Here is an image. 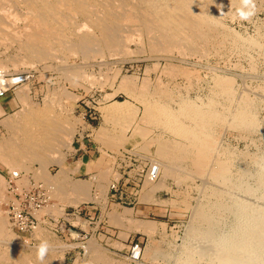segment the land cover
Instances as JSON below:
<instances>
[{
	"label": "rangeland",
	"instance_id": "obj_1",
	"mask_svg": "<svg viewBox=\"0 0 264 264\" xmlns=\"http://www.w3.org/2000/svg\"><path fill=\"white\" fill-rule=\"evenodd\" d=\"M211 1L221 9L225 7L223 13H221L222 10L215 9L217 13L219 10L221 11L218 15L221 14L222 17L215 15L217 14L215 11L213 13L216 17L215 20L220 21V25L216 24L217 30L214 29L215 32L210 33L208 38L204 37L207 41L204 38L197 40L194 48L188 45L189 48H185L186 44H182L183 48L179 49L178 45L177 49L179 50L173 48V54L171 49L172 47L176 48L177 45L171 46L168 52H166L167 48L165 50L159 48L160 52L157 48L156 51V48L152 46V40L148 41L144 38L148 37L149 39L152 36L151 33L140 30L141 34L138 29L133 30L135 36L133 31L130 32L129 41L131 42L127 45L129 51L127 47L125 48L128 52L123 49V51L121 50L123 53L118 54V51L110 52V50L101 48L96 51L95 56L94 52L93 55L90 54L94 57H90V55L86 57L87 55L81 53L80 50L74 49L73 55L58 52L53 57L39 59L40 61L35 60L30 64H17L15 68V65H11V61L7 60L10 56L12 58L15 52L21 56L24 52L23 49L19 47L18 49H21L19 51L17 49L19 44L16 45L18 41L12 42L11 37L8 38L10 41L8 39L7 42L5 41L8 47L4 42H0V45L3 44L0 46V53L3 52L0 54V58H4L9 66L6 70L11 72L26 70L31 73L30 81L20 86L16 93L12 94L15 100L14 107L7 112L3 110L0 112V146L3 147L8 139L11 140L10 136L16 135H12L14 133H19L17 137L24 135L20 130L14 129L17 130L14 132L12 126L11 128L7 126L10 125V122L12 124L16 120L17 123L25 117L32 118L41 114L58 121V128L63 125L60 129L57 128V136L61 135L63 139L65 137L67 139L69 130H71L70 137H72L68 145L61 142L62 138L56 137L55 139L60 141H53L55 147L52 148L53 151L50 150V159L44 164L33 160V158H27L26 149L24 157L27 159L21 155L25 161L24 168L19 169L13 165L11 167L6 164L8 162L0 159V214L2 215L0 220L2 218L1 222H7L5 224L8 227L4 224L6 233L0 234V237H3L0 238V250L3 254V256L0 255V264H6L8 261L10 264H24L20 262L19 257L21 256L27 258L28 262L25 264H37L41 260L37 257L38 246L43 242L48 244L44 258L49 256L55 259L56 264H95L99 261L96 259L99 258L100 261L96 264H100V262L103 264L104 261H107V264H264V0H254L255 15L247 21H241L236 14L237 10L234 9L242 6V0H236V2L235 0ZM231 1L235 2L233 6L227 3ZM230 33L232 34L230 35ZM221 34L224 37L222 40ZM233 35L240 39L235 36L233 38ZM213 36L219 39L217 40ZM139 39L141 40L139 41ZM225 39L229 41L225 42L227 41ZM142 40L144 43L141 42ZM204 40L207 45L202 46ZM236 41L239 43H235ZM198 43H200L199 46ZM235 44L236 47H234ZM201 47L202 50H200ZM148 48L152 49L151 53ZM183 49L186 51L184 52ZM189 49L192 51L188 53ZM180 50L184 52L185 56H181L183 53L181 54ZM99 51L100 54L102 51V55H98ZM206 51L209 53L207 54ZM128 53L131 54L127 55ZM193 53L195 54L192 55ZM203 55L205 56L203 57ZM175 65L177 68L172 69ZM73 66H77V69ZM69 67L71 70H68ZM167 68L170 69V73H166ZM171 69L173 70L172 75L175 76L172 78ZM174 70L177 73L174 74ZM76 76L77 78H75ZM143 77L144 81H141ZM126 80L131 81V86L132 83H135L133 88L130 86L132 92L126 86L127 84L129 86V82ZM219 80L221 83H218ZM140 81L143 84L147 81L150 82L149 85L146 83L145 90L149 88L147 91L140 90L144 88L140 85ZM158 84H161L162 88L164 84L168 85L164 86V90L162 89L161 92V87ZM223 85L226 91L221 92L224 89ZM137 86L142 87L138 88ZM134 88L138 89L137 92ZM138 91H141L139 92L141 95ZM158 91L161 92L160 95L162 93L168 95L170 91L169 96L173 92L176 96L178 93L181 98L178 96L177 98L173 94L174 96H167L165 99L166 95L165 97L163 94L160 96ZM133 92L138 94L135 95ZM142 92L151 94L149 93L150 96L146 94L145 98V94ZM172 96L174 99H171ZM197 96L200 100H197ZM183 97L184 101H188L189 98V101L192 99V101L204 105L208 104L207 101L211 102L212 100L213 107L217 111L223 109L220 111L221 114L227 111L231 116L229 122L219 120L212 123L209 132L213 136V144L216 142L211 149L212 156L205 163L193 161L194 159L198 160L195 157L196 154L198 155V150L196 152L197 148L191 145L185 136H177L178 134L175 135L163 125L148 122L149 120H145V115H143V110H145L143 102L159 101V104L178 109L177 103H181ZM203 99L206 100L201 102ZM116 101L125 103L127 107L126 113H124L128 115L123 113L120 116L125 115L129 118L132 114L130 124L127 125L126 121L123 123L121 119L114 122L111 115L108 116L104 112V106L118 103ZM7 121L9 124H6ZM185 121L189 123L188 119ZM226 121L229 124L226 125ZM16 123L14 125H17ZM146 127L150 131L147 133L148 135ZM64 128L66 129L63 131L68 130V132H61ZM138 129L146 135L143 137L142 133L139 135ZM105 135L109 136V140ZM162 138L165 141L177 142L180 146L182 145L184 153L181 154V157L183 155V158L179 159L178 155L177 158L165 159V157L157 155L159 154L157 151L159 142ZM111 139H115L117 144H114ZM157 140L158 142H156ZM51 153L54 155L53 158L58 157L63 160L64 167L69 171L70 179H68L70 181L79 180L90 185V197L92 198L88 197L76 205L73 204L69 198L70 194V197H73V191L69 186L67 187L68 184L63 185L61 188L63 190L56 187L57 195L65 194L63 198L53 192L57 190L54 184L52 185V182L50 183L45 178V174L55 175L60 170L61 164L57 163L58 161L55 159L52 160ZM82 154H86V157L82 158ZM0 156H3L2 152ZM228 157L229 159H227ZM158 160L160 161L158 162ZM162 161L167 164L164 165ZM224 163L226 164L221 168L219 176L215 177V174L213 176L212 171ZM154 166L158 169L155 175H152L151 169ZM7 169L23 170V180L20 181L22 184L27 185L32 177L47 187L50 196L49 202L35 214L38 221L37 228L21 236H18L13 230L8 213V205L12 196L7 189ZM159 180L161 181L159 182ZM47 183L49 186L51 184L50 188L55 189L52 191ZM113 184L115 187H112ZM151 185L152 187H150ZM200 186H202L201 189ZM68 189L72 193L71 191L68 193ZM103 189H106V193ZM198 189H200V194ZM182 201L189 204L185 203L186 205H184ZM122 211L128 217L119 216ZM199 211L207 212L212 217L208 221L202 220L197 215ZM144 222L150 223V230L144 228ZM190 226L193 231H190ZM204 230L206 231L205 235ZM209 231H211L210 235L207 236ZM38 233L41 234L38 235ZM90 243H95L94 247L98 253L91 249ZM61 245L62 248H59ZM64 246L66 247L64 248ZM2 247L8 248L3 251ZM17 249L19 250L17 251ZM134 253H138V255L134 256ZM16 254L17 256H15ZM7 255L10 259L3 261V259L6 260L4 256ZM97 255H103V257ZM93 256L98 258L95 259ZM36 258L38 260H35ZM56 258L58 259L56 260ZM107 258H109V262Z\"/></svg>",
	"mask_w": 264,
	"mask_h": 264
},
{
	"label": "bare ground",
	"instance_id": "obj_2",
	"mask_svg": "<svg viewBox=\"0 0 264 264\" xmlns=\"http://www.w3.org/2000/svg\"><path fill=\"white\" fill-rule=\"evenodd\" d=\"M218 1V0H217ZM220 1V0H219ZM228 1V0H227ZM230 1V0H229ZM231 2H227L230 3V6L234 3ZM241 2V1H240ZM226 3V2H224ZM221 4V2H220ZM240 4V3H239ZM227 5V4H226ZM223 7V6H222ZM220 9L222 10V12L219 10L218 13L215 11V9ZM225 8V7H224ZM224 8H219L217 7L216 3L212 2L211 0H0V42L1 43H5L6 45V40L11 37L12 42H17L16 45L19 44V46L17 47V49L20 47L21 49H23V51L26 53H22L21 56L17 55L15 52V56L13 55L11 60L10 58L7 61H11L10 63H12L11 65H15L14 67H17V64L20 63H33L35 62V60L40 61L41 59H46L49 57H53L56 53L58 52H63V54H68V53H73L75 51H73L74 49H78L81 51V53L87 55L86 57H88V55H90L94 52V56L96 51L100 50L101 48L107 49L115 52L118 51L117 53L120 54L123 49L124 51L126 50L125 48L127 47L128 43L131 42L129 41L131 38V31L133 30H138L140 33V30H145V32H150L152 35L150 38L153 39H148V37H144L146 38L148 41L152 40V46L153 48H156L155 50L160 52L161 49L165 50V48H167L166 52L169 51V48L171 46L177 45V47H172L171 51L173 54V48L177 49L179 46V49L183 48L182 46L186 44L185 48H187L188 46L191 48L195 47V42H197V40L199 39H203L204 37H207L210 35V33L215 32V30H217L216 28V24L218 23L220 25V21L217 22V19L215 20L216 17H214L213 13L215 11V15H218L220 12L223 13V9ZM241 8H234L235 10ZM229 9V8H227ZM225 12V10H224ZM235 12V11H234ZM232 12V13H234ZM231 13V14H232ZM229 14V12H228ZM237 14V13H236ZM230 15V14H229ZM234 15V14H233ZM221 16L222 15H218ZM220 19V18H219ZM225 20V19H224ZM224 24V23H222ZM229 25V24H228ZM224 26V25H223ZM228 28V27H227ZM230 29V28H229ZM233 29V28H232ZM147 30V31H146ZM226 31V30H225ZM229 31V30H228ZM134 32V31H133ZM231 32V31H230ZM235 32V31H234ZM237 32V31H236ZM226 33V32H225ZM238 33V32H237ZM133 34V33H132ZM142 34V33H141ZM214 34V33H213ZM212 34V35H213ZM216 34V33H215ZM220 34V33H219ZM232 33H230L231 35ZM135 32H134V36H135ZM148 35V34H146ZM145 35V36H146ZM236 35V34H235ZM233 35V38L234 36ZM132 35V37H134ZM140 36V34H139ZM137 36V37H139ZM221 36V40L222 38L224 39V37ZM227 36V35H224ZM141 37V36H140ZM215 37V36H213ZM230 37V36H229ZM238 36H235V38ZM242 37V36H241ZM217 39V37H215ZM227 38V37H226ZM232 38V36L230 37ZM240 39V37H238ZM134 39V38H133ZM143 39V38H142ZM206 40V38H204ZM211 39V38H210ZM214 39V38H213ZM219 39V38H218ZM217 39V40H218ZM243 39V38H242ZM138 40V38H137ZM141 39H139L140 41ZM144 40V39H143ZM143 40L141 42H143ZM146 40V41H147ZM205 40L203 42V45L206 44ZM228 42V39H225ZM238 40V39H236ZM6 41V42H5ZM8 41H10V39H8ZM134 41V40H133ZM207 41V40H206ZM211 42V40H208ZM215 41V40H214ZM220 41V40H219ZM233 41V40H232ZM209 42V43H210ZM216 42V41H215ZM224 42V43H225ZM11 43V42H10ZM136 43V42H135ZM139 43V42H137ZM144 43V42H143ZM202 43V42H201ZM214 43V42H213ZM219 43V42H218ZM223 43V44H224ZM233 43V42H231ZM235 43H239V42H235ZM183 44V45H182ZM200 43H198L199 46ZM217 44V42H216ZM215 44V46H216ZM221 44V43H220ZM244 44V43H243ZM3 45V44H1ZM0 45V46H1ZM135 45V44H134ZM179 45V46H178ZM182 45V46H181ZM188 45V46H187ZM197 45V44H196ZM207 45V44H206ZM225 45V44H224ZM230 45V42H229ZM232 45V44H231ZM7 46V45H6ZM5 46V47H6ZM136 46V45H135ZM148 46V45H147ZM194 46V47H193ZM211 46V45H209ZM227 46V45H226ZM8 47V46H7ZM130 47V46H129ZM138 47V46H137ZM142 47V45H141ZM150 47V46H149ZM188 47V48H189ZM234 47H236V44L234 45ZM139 48V47H138ZM152 48V47H151ZM161 48V49H159ZM199 48V47H198ZM219 48V47H218ZM227 48V47H226ZM238 48V46H237ZM20 49V50H21ZM128 49V47H127ZM131 49V48H130ZM149 49V48H148ZM177 49V50H179ZM205 49V48H203ZM208 49V48H207ZM209 49H211L209 47ZM220 49V48H219ZM242 49V48H241ZM19 50V49H18ZM19 50V51H20ZM122 50V51H121ZM134 50V49H133ZM132 50V51H133ZM143 50H145L143 48ZM150 53L152 49H149ZM148 50V51H149ZM153 50V51H155ZM176 50V52H177ZM184 50V49H183ZM197 50V49H196ZM195 50V51H196ZM202 50V47L201 49ZM213 50H215L213 48ZM223 50V48H222ZM16 51V50H15ZM18 51V54H19ZM104 51V50H103ZM127 51V50H126ZM129 51V49H128ZM127 51V52H128ZM152 51V52H153ZM186 50H184L185 52ZM188 53L190 51H192V49L187 50ZM221 51V50H220ZM112 52V53H113ZM137 52V51H135ZM143 52V51H142ZM158 52V53H159ZM181 52V54L184 52L183 51H179ZM201 52V51H200ZM205 52V51H203ZM207 52V51H206ZM3 53V52H2ZM0 53V54H2ZM123 53V52H122ZM171 53V52H170ZM198 53V52H197ZM209 52H207L208 54ZM62 54V53H61ZM116 54V53H115ZM131 53H128L127 55H129ZM180 54V53H178ZM181 56H185L184 55ZM191 54V53H190ZM189 54V56H190ZM195 53H193L192 55H194ZM203 54V53H202ZM73 55V54H72ZM90 55V57L92 56ZM97 55V54H96ZM98 55H102V51L100 54ZM206 55V54H205ZM203 55V57L205 56ZM60 56V55H59ZM58 56V57H59ZM92 56V57H94ZM187 56V54H186ZM188 56V57H189ZM200 56V55H199ZM2 57V56H1ZM57 57V58H58ZM151 57V56H150ZM162 57V56H161ZM171 57V56H169ZM63 58V56H62ZM61 58V60H62ZM159 58V57H158ZM177 58V57H176ZM40 59V60H39ZM96 59V58H95ZM132 59V58H131ZM135 59V58H134ZM184 59V57H183ZM201 59V58H200ZM56 60V59H55ZM115 60V59H114ZM181 60V59H180ZM7 61L0 58V69L5 70L6 68H8L9 66H7ZM65 61H66V57H65ZM73 61V60H72ZM118 61V60H117ZM183 61V60H182ZM61 62V61H60ZM116 62V61H115ZM156 62V61H155ZM168 62V61H167ZM101 63V62H100ZM157 63V62H156ZM180 63V62H179ZM62 64V63H61ZM173 64V62H172ZM176 64V62H175ZM60 65V64H59ZM63 65V64H62ZM69 65V64H68ZM79 65V64H78ZM165 65V64H163ZM171 65V64H170ZM177 65L174 66L175 69ZM71 67V65H70ZM70 67L68 68V70L70 69ZM74 68H76L75 66H73ZM79 67V66H78ZM155 67V66H154ZM153 67V68H154ZM171 67V66H169ZM72 68V69H74ZM83 68V67H82ZM107 68V67H106ZM152 68V69H153ZM184 68V67H183ZM77 69V68H76ZM74 69V70H76ZM151 69V70H152ZM155 69V68H154ZM171 69V74L172 75V70ZM67 70V68H66ZM71 70V69H70ZM73 70V71H74ZM80 70H82L80 68ZM79 70V72H80ZM109 70V69H108ZM119 70V69H118ZM170 69H166L165 71H167L166 73H170L169 71ZM182 70V69H181ZM184 70V69H183ZM175 71V70H174ZM179 71V70H178ZM214 71V70H213ZM67 72V71H66ZM72 72V71H70ZM75 72V71H74ZM73 72V74H74ZM83 72V71H82ZM104 72V71H103ZM117 72V71H116ZM161 72V71H160ZM163 72V71H162ZM68 73V72H67ZM77 73V72H76ZM119 73V71H118ZM177 73V71L174 72V74ZM183 73V72H182ZM185 73V72H184ZM183 73V74H184ZM70 74V73H69ZM78 74V73H77ZM76 74V75H77ZM82 74V73H81ZM87 74V73H86ZM107 74V73H106ZM105 74V75H106ZM164 74V73H163ZM180 74V73H179ZM236 74V73H235ZM75 75V74H74ZM73 75V77H74ZM79 75V74H78ZM115 75V74H114ZM135 75V74H134ZM240 75V74H239ZM72 76V75H71ZM86 76V75H85ZM117 76V74H116ZM133 77V75H130ZM136 76V75H135ZM174 75L171 76V78ZM106 77V76H105ZM145 77V76H144ZM144 77L143 80L144 81ZM175 77V76H174ZM77 78V76L75 77ZM197 78V77H196ZM96 79V78H95ZM94 79V80H95ZM107 79V78H106ZM131 79V78H130ZM148 79V78H146ZM145 79V80H146ZM161 79V77H160ZM132 80V79H131ZM150 80V79H149ZM159 80V78H158ZM128 81V80H126ZM134 82V80H132ZM140 81V85L144 86V88L140 89L143 91H147L148 89L145 90V86L146 83H148L147 85H149V81L145 82L144 84ZM122 82V81H121ZM129 82V86L128 84L126 85L127 87H129V91L133 88L132 86L135 84L132 83V86L130 84L131 81ZM220 82V80L218 81V83ZM142 83V84H141ZM164 83V82H162ZM161 83V84H162ZM221 83V82H220ZM78 84V83H77ZM119 84V83H118ZM123 84V83H122ZM126 84V83H125ZM161 84H158V86H160ZM224 84V83H223ZM247 84V83H246ZM120 85V84H119ZM151 85V84H150ZM153 85V84H152ZM157 85V84H156ZM168 85V84H166ZM164 84V86H166ZM217 85V84H216ZM130 86L132 87L130 89ZM142 86H137L138 88L142 87ZM155 86V85H153ZM152 86V87H153ZM163 86V88H164ZM224 86V85H223ZM148 87V86H147ZM156 87V86H155ZM161 87V86H160ZM222 86H220L221 88ZM126 88V87H125ZM154 88V87H153ZM161 87L160 91L162 92L164 89ZM169 88V87H168ZM119 89V88H117ZM122 89V88H121ZM124 89V88H123ZM128 89V88H127ZM135 89V88H134ZM133 89V90H134ZM163 89V90H162ZM167 89V88H166ZM170 89V88H169ZM222 89V88H221ZM136 92L138 89H135ZM152 90V89H151ZM154 90H156L154 88ZM160 91H158V94L161 93ZM166 91V90H165ZM164 91V92H165ZM174 91V90H173ZM215 91V90H214ZM226 91V88L224 86V89L221 91ZM132 92V90H131ZM141 91H138V93ZM153 92V91H152ZM180 92V91H179ZM186 92V91H185ZM218 92V91H217ZM113 93V92H112ZM136 93V94H138ZM144 93V92H142ZM150 93V92H149ZM149 93L147 92L146 94L149 95ZM166 93V92H165ZM168 93V92H167ZM172 93V90H171ZM133 94H135L133 92ZM132 94V95H133ZM135 94V95H136ZM141 95V93H139ZM145 94V93H144ZM146 94L144 95V97L146 98ZM151 94V93H150ZM157 94V93H156ZM157 94V95H158ZM163 94V93H162ZM161 94V95H162ZM170 94V91H169ZM166 94H163V96L167 99ZM174 94V92H173ZM171 94V95H173ZM139 95V96H140ZM154 95V94H153ZM156 95V96H157ZM160 95V94H159ZM160 95V96H161ZM170 95V96H171ZM175 95V94H174ZM173 95V96H174ZM184 95V94H183ZM129 96V95H128ZM139 96H137L139 98ZM150 96V95H149ZM159 96V97H160ZM169 96V97H170ZM173 96L171 97V99H174ZM176 96V95H175ZM178 96V93H177ZM176 96V97H177ZM181 96V95H180ZM178 96V97H180ZM135 97V96H134ZM143 97V96H142ZM152 97V96H151ZM155 97V96H154ZM177 97V98H178ZM195 97V95H194ZM176 98V99H177ZM181 98V97H180ZM188 98V97H187ZM198 98V96L196 97ZM149 99V97H148ZM154 99V98H153ZM184 97L182 98V102L181 103H177L179 108L176 109V107H174L173 109L169 106L163 105V104H159V101L156 103L155 101H146L145 103L143 102L142 104H145V110L144 114L145 115V120H149L148 122H153L156 124H160L163 125L164 128L169 129V131L171 130L173 133L178 134L177 136L181 135L185 136V138H187L190 142L191 145L195 146L198 150V155L195 157L198 158V160H193V161H201L202 163H205L208 161V159L212 156L211 155V149L214 147L215 142L213 144V140L212 137L210 135V128L211 125L214 121H224L227 120L229 122V117L231 118V116L228 115L227 111V115L226 113L221 114L220 111L223 110L221 109L220 111H217L214 107H213V102L211 100V102L207 101V105L204 104H200L197 102L192 101V99H190L191 101H184L183 100ZM186 99V98H185ZM207 100L209 99L208 96L206 98ZM203 99L201 102H203ZM142 100V99H141ZM155 100V99H154ZM178 100V99H177ZM176 100V101H177ZM187 100V99H186ZM196 100V99H195ZM197 100H200L199 98ZM170 101V100H168ZM173 101V100H172ZM179 101H181L179 99ZM118 103H113V104H109L104 106V112L107 113V115H111L110 117L113 118L114 122H117V120L121 119V121H126L127 125L131 123L132 121V114L129 118H127L125 115L127 107L125 105V103H122L121 101H116ZM142 102V101H141ZM140 102V103H141ZM161 102V101H160ZM200 102V101H199ZM206 102V101H205ZM4 103V102H3ZM122 103V104H121ZM169 104V102H168ZM172 104V103H171ZM219 104V102H218ZM176 105V104H175ZM133 106V105H132ZM173 106V104H172ZM222 107V105H220ZM6 107V106H5ZM4 107V108H5ZM130 107V106H129ZM137 108V106H135ZM143 107V108H144ZM138 109V108H137ZM176 109V110H175ZM218 109V108H217ZM227 109V108H226ZM3 108L0 105V112H2ZM129 111H132V109ZM125 112V113H124ZM135 112V111H134ZM125 114L123 116H120L122 114ZM128 113H132V112H128ZM225 114V115H224ZM106 115V114H105ZM134 115V113H133ZM142 115V116H143ZM231 115V113H230ZM107 116V117H108ZM106 117V116H105ZM121 117V118H120ZM126 117V118H125ZM144 118V116L142 117V119ZM227 118V119H226ZM109 119V117L107 118ZM188 119L189 123H187L185 120ZM9 120V119H8ZM15 120V119H14ZM116 120V121H115ZM143 121V120H142ZM225 122L226 125L228 122ZM231 121V120H230ZM13 122V121H12ZM8 123V121L6 122V124ZM16 123V120L15 122ZM14 123L10 125H7L12 129H17L20 130L22 132L23 137L19 136L17 137L19 134L14 133L12 135L15 136H10L11 140H7L6 143L4 144V146L2 147V145L0 147V151L2 152L3 156H0L1 160H5V162H8L6 164H9V166L12 165L13 166H17L19 169L22 168L24 166V160L22 159V157H24V150L26 149V155L27 158L30 157L33 158V160H38L40 162H42V164H44V162L49 161L50 159V150H52L54 146L53 141L58 140L59 138H62L61 135L59 137V135H56V131L58 128V121L56 122L53 118H47V115H40V116H34L32 118L29 117H25L22 121H17V125H14ZM113 123V122H111ZM124 123V122H123ZM122 123V124H123ZM136 123V122H135ZM144 123V122H143ZM147 123V122H146ZM9 124V123H8ZM118 124V123H117ZM148 124V123H147ZM146 124V125H147ZM229 124V123H228ZM126 125V124H124ZM122 125V126H124ZM63 127V125H61ZM60 126V128H61ZM121 127V125H119ZM135 126V125H134ZM138 127V126H137ZM156 127V126H155ZM58 128V129H60ZM148 127H146L147 129ZM66 128L62 129L61 132H68V130H65ZM67 129H69L67 127ZM122 129V128H121ZM124 129V128H123ZM122 129V130H123ZM133 129V128H132ZM163 129V128H162ZM16 130V131H17ZM118 130V129H116ZM121 130V131H122ZM136 130V129H135ZM148 131H146V134L149 133V129H147ZM14 130V132H16ZM19 131V132H20ZM71 133V130H69ZM102 131V130H101ZM106 131V130H105ZM112 131V130H111ZM139 131V129H138ZM136 131V132H138ZM168 131V130H166ZM59 132V130H58ZM104 132V131H103ZM170 132V133H172ZM70 133H68V137L66 139H61L63 141H61L63 144L68 145L70 144V141L72 139V137H70ZM139 131V135H140ZM168 133V132H167ZM20 133V135H22ZM58 134V133H57ZM65 134V133H62ZM105 134V133H104ZM146 134H141L142 137L143 135ZM166 134V133H165ZM67 135V134H65ZM62 135V136H65ZM73 135V134H72ZM109 135V134H108ZM148 135V134H147ZM106 136V135H105ZM115 136V135H113ZM58 139H55V138ZM109 137V136H108ZM106 136V138H108ZM111 137V136H110ZM119 138V136H117ZM122 137V136H121ZM141 137V138H142ZM160 137V136H159ZM22 138V139H21ZM151 138V137H150ZM158 138V137H157ZM165 138V137H164ZM173 138V137H172ZM184 138V139H185ZM215 138V137H214ZM20 139V140H19ZM125 139V138H124ZM167 139V137H166ZM170 139V138H169ZM168 139V140H169ZM186 139V140H187ZM109 140V138H108ZM112 140V139H111ZM123 140V139H122ZM150 140V139H148ZM152 140V139H151ZM156 140V139H155ZM159 140V139H158ZM158 140L156 142H158ZM174 140V139H173ZM216 140V139H215ZM60 141V140H58ZM106 141V140H104ZM114 141L113 143L115 144V139L112 140ZM111 141V142H112ZM119 141V140H117ZM177 141V139H176ZM122 142V141H121ZM183 142V141H182ZM107 143V142H106ZM109 143V142H108ZM112 143V145H113ZM153 143V142H151ZM117 144V143H116ZM182 144V143H181ZM108 145V144H107ZM156 145H158V143H156ZM110 146V145H109ZM144 147V146H143ZM142 147V149H143ZM222 147V146H221ZM225 147V146H223ZM145 149V148H144ZM155 149V148H153ZM157 149V148H156ZM224 149V148H223ZM137 150V149H136ZM148 151V150H147ZM154 151V150H153ZM158 153L157 155H160L162 157L166 158H172L176 157L179 155V159L181 157V154L184 153V148H182V145L180 146L179 144H177V142L175 143H171L170 141H165L163 140V138L160 140L159 142V147L157 149ZM0 152V154H1ZM155 152V151H154ZM153 152V153H154ZM195 152V153H196ZM28 153V154H27ZM151 153V152H150ZM218 153V152H217ZM220 153V152H219ZM218 153V154H219ZM224 153V151H223ZM52 155V160L55 159V161H58L57 163L61 164V168L58 172H56L55 175H46V179H48V181H50V183L52 182V185L54 184V187L61 189L63 187V185L68 184L67 187L69 186L70 189H72L73 197H70L71 200L70 202H72L73 204H77L79 202H81L83 199L85 198H92L90 197V185H88V183H85L84 181H79V180H74V181H70L69 179V171L66 167H64L63 165V160H60L57 156V158H53V153H51ZM193 154V153H192ZM227 154V153H226ZM22 155V157H21ZM143 155V154H142ZM228 155V154H227ZM219 156V155H218ZM229 156V155H228ZM4 157V158H2ZM225 157V156H224ZM7 161H6V159ZM26 157H24L25 159ZM26 158V159H27ZM156 158V157H155ZM177 158V157H176ZM183 158V155L182 157ZM217 158V157H216ZM163 159V158H162ZM229 159V157L227 158ZM226 159V160H227ZM231 159V158H230ZM2 160V161H3ZM178 160V159H175ZM217 160V159H216ZM221 160V159H220ZM219 160V161H220ZM225 160V161H226ZM239 160V159H238ZM160 160H158L159 162ZM163 162V161H162ZM172 162V161H171ZM47 163V162H46ZM164 163V162H163ZM174 163V162H173ZM158 164V163H157ZM162 164V163H161ZM160 164V165H161ZM167 163H164V165ZM170 164V161H169ZM224 164H220V166L218 169L212 171L213 176L218 177L219 173L221 172V168L225 165ZM26 165V164H25ZM159 165V164H158ZM219 165V163H218ZM229 165V164H228ZM170 166H172L170 164ZM44 167V166H43ZM46 167V166H45ZM168 167V166H167ZM216 167V168H217ZM24 168V167H23ZM176 168V167H174ZM180 168V167H178ZM177 168V169H178ZM239 168V167H238ZM75 170V169H74ZM175 170V169H174ZM178 171V170H177ZM40 173V172H39ZM45 173V172H44ZM37 174V173H36ZM104 174V173H103ZM172 174H175L172 172ZM215 174V175H214ZM44 175V176H45ZM102 176V175H101ZM212 176V177H213ZM44 178V179H45ZM69 178V179H68ZM23 180V179H22ZM100 180V179H99ZM1 181V180H0ZM161 180H159L160 182ZM179 181V180H176ZM49 183V182H48ZM47 183V185H48ZM153 184V183H152ZM102 185V184H101ZM158 185V184H157ZM160 185V184H159ZM163 186V183L161 184ZM49 186V185H48ZM51 186V184H50ZM49 186V188H50ZM100 186V185H99ZM53 187V188H54ZM66 187V186H65ZM152 187V185L150 186ZM156 187V186H155ZM160 187V186H158ZM157 187V189H158ZM202 186H200L199 188L201 189ZM54 188V189H55ZM56 188L57 191H55L54 189H52L53 192H58V189ZM103 188V187H102ZM70 189H68V193H70ZM198 189V193L199 190ZM63 190V189H61ZM104 190V189H103ZM51 191V190H50ZM66 191V188H65ZM71 191V193H72ZM102 191V189H101ZM106 193V189L104 190ZM103 191V192H104ZM222 191V190H221ZM220 191V192H221ZM61 191H59L60 193ZM154 192V191H152ZM151 192V193H152ZM201 192V191H200ZM219 192V193H220ZM62 193V192H61ZM150 193V194H151ZM173 193V192H172ZM205 193V192H204ZM104 194V193H103ZM200 194V193H199ZM211 194V193H210ZM209 194V196H210ZM223 194V193H221ZM60 195V194H58ZM57 195V196H58ZM207 195V194H205ZM61 196V195H60ZM65 196V194L63 195ZM63 196H61V198H63ZM146 196V195H144ZM143 196V197H144ZM208 196V195H207ZM59 197V196H58ZM216 197V196H215ZM220 197V196H219ZM105 198V197H104ZM146 198V197H145ZM216 199V198H215ZM66 200V199H65ZM69 200V199H68ZM67 200V201H68ZM87 200V199H86ZM148 200V199H147ZM213 201V200H211ZM168 202V201H167ZM171 202V201H170ZM184 205H188L189 203H186L185 201ZM209 202V201H208ZM159 203V202H158ZM186 203V204H185ZM211 203V202H210ZM222 204V203H221ZM224 205V204H223ZM195 207V205H194ZM201 208V207H200ZM212 208V207H211ZM218 209V206H217ZM214 210V209H213ZM212 211V209H211ZM216 211V210H215ZM221 211V210H220ZM108 212V211H107ZM112 212V210H111ZM196 212V211H195ZM217 212V211H216ZM1 213V212H0ZM115 213V212H114ZM119 213V212H118ZM194 213V212H193ZM127 216V214H125L123 211L119 214V216ZM196 215V213H195ZM198 217L201 218L202 220H209L212 216H210V214H208L207 212H203V211H199L198 212ZM196 215V216H197ZM0 216H2L0 214ZM118 216V215H117ZM121 216V217H122ZM120 217V218H121ZM128 217V216H127ZM81 218V217H79ZM119 219V217H117ZM125 218V217H124ZM5 219V218H4ZM200 219V220H201ZM1 220H3L1 218ZM0 220V234L4 235V233H6V231L4 232V224L7 222H1ZM77 220L78 217H77ZM6 221V220H5ZM121 221V220H120ZM204 222V221H203ZM83 223V222H81ZM145 223V224H144ZM143 226L144 228H149L150 230V223L144 222ZM204 225V224H203ZM5 226L7 227V225L5 224ZM38 226V225H37ZM192 226H190L191 228ZM8 228V227H7ZM39 228V227H38ZM152 229V228H151ZM39 230V229H38ZM193 231V229L191 228L190 231ZM196 230V229H195ZM199 229H197L198 231ZM214 230V229H213ZM12 231V230H11ZM41 231V230H39ZM196 231V232H197ZM212 231V230H211ZM208 232L207 236L210 235V232ZM45 232V230H44ZM199 232V231H198ZM42 233V232H41ZM41 233H38L41 234ZM192 233V232H189ZM200 233V232H199ZM202 233V232H201ZM206 231L204 230V235H205ZM14 234V233H13ZM196 234V233H195ZM6 235V234H5ZM9 235V234H8ZM44 235V234H43ZM42 235V236H43ZM202 235V236H204ZM10 236V235H9ZM41 236V235H40ZM197 236H199V234L197 233ZM201 236V235H200ZM201 236V237H202ZM192 237V236H191ZM3 238V237H0ZM9 238V237H8ZM5 239V238H4ZM3 240V239H2ZM9 240V239H7ZM41 240V239H40ZM4 242V241H2ZM11 242V241H10ZM93 242V241H92ZM95 242V241H94ZM5 243V242H4ZM14 243V242H12ZM53 243V241H52ZM1 244V243H0ZM8 244V243H7ZM50 244V243H49ZM95 244V243H94ZM90 243V247H92L91 249L93 251H97L96 248L94 247L95 245ZM13 245V244H12ZM55 245V243H54ZM57 245V244H56ZM60 245V244H59ZM99 245V244H98ZM153 245V244H152ZM155 245V244H154ZM2 246V245H1ZM23 246V245H22ZM50 246V245H49ZM4 247V246H3ZM2 247V248H3ZM10 247V246H9ZM39 247V246H38ZM62 248V245L59 246V248ZM66 246H64L65 248ZM97 247V246H96ZM101 247V246H99ZM153 247V246H152ZM8 248V247H5ZM5 248H3V251L5 250ZM16 248V247H15ZM54 248V247H53ZM89 248V247H88ZM51 249V248H50ZM55 249V248H54ZM155 249V248H153ZM19 249H17L18 251ZM31 250V249H30ZM61 250V249H60ZM68 250V249H67ZM8 251V250H7ZM13 251V249H12ZM23 251V250H22ZM63 251V250H62ZM101 251V250H100ZM21 252V250H20ZM31 252V251H30ZM29 252V254H30ZM34 252V251H33ZM54 252V251H53ZM56 252V251H55ZM92 252V251H91ZM160 252V251H159ZM158 252V254H159ZM0 255L3 256L1 250H0ZM7 253V252H5ZM4 253V254H5ZM18 253V252H17ZM23 253V252H22ZM52 253V252H51ZM94 253V252H92ZM98 253V251H97ZM103 253V251H102ZM161 253V252H160ZM9 254V252H8ZM53 254V253H52ZM51 254V255H52ZM91 254V253H90ZM99 254H101L99 252ZM19 255V253H18ZM36 255V254H35ZM62 255V254H61ZM60 255V256H61ZM13 256V255H12ZM17 256V254L15 255ZM27 256V255H26ZM29 256V255H28ZM95 256V255H94ZM93 256V257H94ZM97 256H102L103 255H97ZM94 257L95 259L98 257ZM172 256V255H171ZM6 257V260L3 259L1 257V259H3V261H7L10 259V257L4 256ZM8 257V258H7ZM30 257V256H29ZM33 257V256H32ZM31 257V258H32ZM38 257V256H37ZM156 257V256H155ZM12 258V257H11ZM20 258V262H23L24 264L27 261V258L25 256H21ZM30 258V259H31ZM55 258V257H54ZM62 258V257H61ZM92 258V255H91ZM13 259V258H12ZM11 259V260H12ZM29 259V261H30ZM58 258H56L57 260ZM18 260V259H17ZM34 260V259H33ZM35 260H38V258H36ZM94 260V259H93ZM100 261L99 259H96ZM106 260V259H105ZM108 262H109V258H107ZM14 261V260H13ZM96 262V263H99ZM104 261V260H102ZM9 262V261H8ZM7 262V263H8ZM35 262V261H34ZM105 263L107 261H104ZM6 263V264H7ZM57 263V262H56ZM55 263V259L51 258V257H47V258H43V260H40L37 262V264H56ZM60 263V262H59ZM95 263V264H96ZM103 263V264H105ZM10 264V263H8ZM91 264V263H88ZM93 264V263H92ZM100 264H102V262H100ZM107 264V263H106ZM116 264V263H115Z\"/></svg>",
	"mask_w": 264,
	"mask_h": 264
},
{
	"label": "built area",
	"instance_id": "obj_3",
	"mask_svg": "<svg viewBox=\"0 0 264 264\" xmlns=\"http://www.w3.org/2000/svg\"><path fill=\"white\" fill-rule=\"evenodd\" d=\"M30 78L31 73L26 70L11 72L0 69V98L9 92L15 94L20 86L30 81ZM157 169L154 166L151 174L155 175ZM23 176V170H9L6 176L7 189L12 196L8 213L11 226L18 236L37 228L38 221L35 214L50 200L47 187L32 177L29 183L24 185L20 182ZM112 187L115 185L113 184Z\"/></svg>",
	"mask_w": 264,
	"mask_h": 264
},
{
	"label": "clouds",
	"instance_id": "obj_4",
	"mask_svg": "<svg viewBox=\"0 0 264 264\" xmlns=\"http://www.w3.org/2000/svg\"><path fill=\"white\" fill-rule=\"evenodd\" d=\"M237 15L241 21H247L255 15V2L254 0H242L241 8L237 9ZM48 244L43 242L38 249V258L43 260L44 255L47 251ZM138 253H134V256H137Z\"/></svg>",
	"mask_w": 264,
	"mask_h": 264
},
{
	"label": "crops",
	"instance_id": "obj_5",
	"mask_svg": "<svg viewBox=\"0 0 264 264\" xmlns=\"http://www.w3.org/2000/svg\"><path fill=\"white\" fill-rule=\"evenodd\" d=\"M12 92L7 93L5 96L0 98V105L3 108L4 112H7L9 110H11L14 107L15 104V100H14V96L12 95ZM4 102V103H3ZM6 106V107H5ZM5 107V108H4ZM88 152V151H87ZM82 158L86 157V154H82L81 156ZM8 169L6 171V176L8 174ZM72 174H75L74 172H72Z\"/></svg>",
	"mask_w": 264,
	"mask_h": 264
}]
</instances>
